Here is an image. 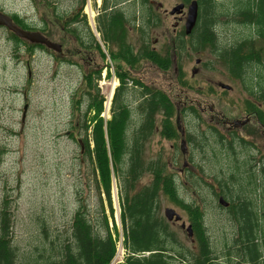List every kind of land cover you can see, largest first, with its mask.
<instances>
[{
	"label": "rangeland",
	"instance_id": "1",
	"mask_svg": "<svg viewBox=\"0 0 264 264\" xmlns=\"http://www.w3.org/2000/svg\"><path fill=\"white\" fill-rule=\"evenodd\" d=\"M80 2L82 0H0V11L10 16H18L27 24L30 31L41 33L51 42L61 45L63 49L62 53L58 54L52 50L36 48L29 55L26 46L20 47L11 41L10 32L0 27V205L8 199L14 220V241L23 250L44 248L46 251L47 242H44L46 240L40 233L42 223L50 229L52 233L50 235L58 232L65 234L82 201L88 206L92 219H95L102 206L96 188L97 174L93 162L87 155L84 144L87 134L82 125L84 110L92 100L90 91L93 92V98L102 101L104 110V102L110 100L113 85L118 86L116 68L120 62L111 61L110 64L111 46L102 40L97 29V16L103 0H85L82 15L86 17L88 29L105 53V58L96 50L97 44L92 41L83 23L69 28H78L79 35L85 42L84 46L91 47L87 50L78 43L75 35L64 30L55 18L54 6L55 14L70 17L78 11ZM149 2L152 11L160 20V25L149 31L147 39L152 48L165 54V49L184 29L187 13L185 10L183 15L170 14L176 6L183 3L182 0ZM233 5V0L219 2L218 9L220 13L225 14L224 11H229L230 14ZM88 8L92 10L93 15ZM121 9L129 15L133 6L128 3L121 6ZM234 20L228 15L221 16L219 25L215 28L221 45L236 44L247 34V31L239 28ZM140 39L138 26L129 25V42L138 46ZM256 47L261 49L264 58V40L257 39ZM172 59L173 63L167 72L148 62L141 65L139 72L128 71L130 70L128 67L126 71L132 78L141 80L144 85L151 89H161L169 96L179 109L177 125L182 131L187 130L198 137L205 134L209 136L212 127L224 135L226 127L215 125V122L242 121L247 100L258 103L256 97L250 98L245 93L243 83L231 75L222 60L209 48L193 52L187 40L186 49L179 51L177 57L172 53ZM106 68L109 70L105 71ZM110 69H113V74L115 73L114 78ZM96 70H101V78L94 79L92 87L85 86L84 75ZM180 72L186 81L183 87L178 81ZM220 84L229 86L231 90L223 94ZM128 89L126 102H129L133 110L132 118L136 123L140 117V112L136 109L140 90L135 89L133 84H128ZM76 102H79L81 108L78 113L75 112ZM26 105L28 109L23 122ZM200 105L205 108L204 114L198 110ZM211 107L215 109V113H211L209 109ZM189 108L196 109L197 115L200 114V121L193 115L184 114ZM105 112L104 110L101 116L107 119ZM252 127L253 125H248L237 130V133L244 137L250 136L252 141L264 144L263 136L259 135L255 139ZM159 132L157 129L146 142L145 161L162 154L169 170L178 176L182 197L188 202H197L203 208L213 245L219 248L223 240L231 242L238 234L237 224L224 209L219 208L218 198L206 188L207 185L203 186L204 189L201 185L193 184L184 165L185 160H191L193 164L202 168L207 184L216 179L222 182L228 179L232 172L233 163L228 152L223 151L211 140L203 152L192 148L185 155L181 145L177 149L174 148L173 143L162 139ZM256 154L257 151L255 157H260L259 153ZM239 159L244 161L242 155ZM149 182L150 176L146 175L137 183L136 190ZM117 187V181L113 177L114 220L119 244H123L118 261L124 262L127 253L124 251ZM102 199L105 202L104 195ZM104 206L108 213L106 202ZM167 208L176 210L188 226L185 212L166 198L162 199L160 213L169 224L170 231L186 248L196 251L192 238L181 227L182 222L167 221L164 215ZM110 222L112 228L111 219Z\"/></svg>",
	"mask_w": 264,
	"mask_h": 264
},
{
	"label": "trees",
	"instance_id": "2",
	"mask_svg": "<svg viewBox=\"0 0 264 264\" xmlns=\"http://www.w3.org/2000/svg\"><path fill=\"white\" fill-rule=\"evenodd\" d=\"M191 1L182 0L185 4ZM196 1L199 15L193 32L186 36L182 30L165 49V54H162L152 48L147 39L149 31L160 25L149 0H103L97 16V29L102 40L111 46L110 60L120 62L116 75L121 87L116 91L110 121L105 124L100 117L102 101L95 97L84 110L82 125L87 134L84 142L87 155L97 174L96 188L102 206L95 219H92L88 206L82 201L65 234L58 232L50 235V229L42 223L40 233L46 240L44 242H47L46 251L44 248L23 250L15 244L14 220L9 201L5 199L0 205V264H111L117 252L119 237L112 201L113 177L118 185L124 246L127 251L123 264H264V167H258L255 148L236 136L229 141L212 127L209 136L205 134L198 137L186 130L184 138L183 131L177 125L179 109L169 96L161 89H151L144 85L126 71L128 67V71L139 72L141 65L148 62L167 72L173 63L172 53L177 57L179 51L186 49L188 40L193 52L209 48L222 60L231 75L244 83L251 79V85L255 84L254 75L260 76V71H264L263 54L256 47L257 39L264 40V0H235L230 14L229 11L220 13L218 9V3L224 0ZM128 3L132 4L133 10L126 15L121 6ZM84 6L85 0H82L78 7L81 11H75L70 17L55 14L54 6L53 14L61 27L74 34L78 43L88 49L84 46L78 28H69L83 23L105 58V53L88 29L86 17L82 15ZM226 15L233 17L234 23L246 30L247 34L236 44L224 46L219 43L215 28L221 16ZM12 19L22 29L31 30L18 16H12ZM129 25L139 28L141 39L138 46L129 42ZM10 35L11 41L18 46L27 47L29 55L36 48L45 49L42 45L29 44L14 33L10 32ZM100 78L101 70H98L94 74L90 72L84 75L83 81L90 88L93 80ZM178 81L181 87L186 85L181 72ZM128 84L140 90L136 106L140 112L139 123L133 121V110L129 102H126ZM76 103L75 112L78 113L81 108L79 102ZM184 114L197 115V111L191 108V111ZM157 129L160 130V137L172 142L176 149L185 140L190 149L196 148L203 152L213 140V143L228 152L233 163L230 177L222 182L215 180L219 191L205 184L218 198V204L220 197L229 203L227 208L220 205L219 208L224 209L238 226L237 236L231 242L223 240L221 249L213 245L209 236L203 208L197 202L191 203L182 197L178 176L169 170L164 156L160 154L155 159L145 161L146 142ZM240 155L244 158L243 162L239 159ZM186 170L193 184L202 186L201 179ZM199 171L204 173L202 168ZM146 175L150 176L149 184L136 190L137 183ZM163 198L187 215L193 229L196 251L186 248L170 231L169 224L160 213Z\"/></svg>",
	"mask_w": 264,
	"mask_h": 264
},
{
	"label": "flooded vegetation",
	"instance_id": "3",
	"mask_svg": "<svg viewBox=\"0 0 264 264\" xmlns=\"http://www.w3.org/2000/svg\"><path fill=\"white\" fill-rule=\"evenodd\" d=\"M227 1H232V0H224V2H227ZM233 1L235 4V0H233ZM183 4H185V3H183ZM190 4H185V8L182 12V15L185 12V10H186V13L188 12V7ZM186 17H187V14H186ZM95 48L97 51H99V49H97V47H95ZM88 49H91V47H88ZM263 65H264V60H263ZM96 71H92L93 74ZM260 72H261L260 76L254 75L255 78L253 79V81L255 84H253V85H251V82H252L251 79H248L247 82H245V83L243 82V80L239 79L243 83L245 93L247 95H249L250 98L256 97L257 101H258V103H254V102L251 103L249 100H247L248 101L247 107L245 108V111H244V115H245L244 120H242V121H240V120L229 121L228 120V121H224V122L218 121V122H215V125H224V127H226V133L223 135V137H225L227 140L230 141L232 137L236 136V137L240 138L246 144L252 145L255 148V152L257 151V154L258 153L260 154V157H257V156L255 157V159L258 161V167H262V165L264 167V152H262V151H264V144L260 143L256 140L252 141V137H250V136L246 135L247 137H244L243 135L237 133V130L244 129L248 125H250V126L253 125L252 128H253V131H255L254 134L256 135L255 139L260 135V136H263V140H264V71L261 70ZM219 86L222 89L223 94L228 92V90H231L229 86H225L222 84H220ZM119 87H121L120 81H119ZM112 89H111L110 93L112 92ZM116 91L113 93L112 107H114V105H115L114 100H115V96H116ZM90 93L92 94V96H90V97L93 98V92L90 91ZM144 98H146V97H144ZM249 105L252 106V109L249 108L250 107ZM209 109H210L211 113H215V109L213 107H211ZM187 110L191 111V108H189ZM198 110L201 114H204V112H205V108L202 105L198 106ZM193 116L197 117V120L200 121V114L199 115H193ZM212 123H214V122L212 121ZM186 134L187 133L185 131H183L184 138L186 137ZM189 146L190 145L188 142H186L185 140L182 141V151L185 155H187L189 150H190ZM184 165H185L186 169H190L189 167L191 165L194 166L193 163H191L188 160H185ZM196 168L198 171L200 170L199 167H196ZM197 177L201 179L202 186H205V184H207L206 176L204 175V173L200 172V175ZM209 184L211 186L215 187L217 191H219V188H218L217 184L215 183V181H211Z\"/></svg>",
	"mask_w": 264,
	"mask_h": 264
},
{
	"label": "water",
	"instance_id": "4",
	"mask_svg": "<svg viewBox=\"0 0 264 264\" xmlns=\"http://www.w3.org/2000/svg\"><path fill=\"white\" fill-rule=\"evenodd\" d=\"M184 8L185 6L183 4L178 5L171 11L170 14L171 15H175L177 13L180 14L184 10ZM198 8L199 7H198L197 1H193L188 7V14H187V19L185 23V35L187 36L193 32L197 24ZM0 27H5L7 30L14 33L21 39L27 40L31 43L44 45L48 49H51L59 53L62 52L61 45L51 42L50 40H48V38H46L44 35H42L39 32H29V31H26L20 28L13 22L12 18L9 15L3 12H0ZM27 108H28L27 106L24 108L23 121L26 116ZM189 168L196 175H200V173L195 169V167L190 166ZM219 205L227 208L229 206V203L225 201L223 197H220ZM164 215L168 222H176V223L182 222L181 224L182 229H184L187 232L190 238L194 236L192 227L186 225V223L182 220V216L176 210L172 208H167L164 212Z\"/></svg>",
	"mask_w": 264,
	"mask_h": 264
},
{
	"label": "built area",
	"instance_id": "5",
	"mask_svg": "<svg viewBox=\"0 0 264 264\" xmlns=\"http://www.w3.org/2000/svg\"><path fill=\"white\" fill-rule=\"evenodd\" d=\"M106 110H109V104L107 105L106 104ZM123 255H124V253H122ZM120 257V254H118L117 256H116V258H115V260H114V262L113 263H121V261H118V258Z\"/></svg>",
	"mask_w": 264,
	"mask_h": 264
},
{
	"label": "bare ground",
	"instance_id": "6",
	"mask_svg": "<svg viewBox=\"0 0 264 264\" xmlns=\"http://www.w3.org/2000/svg\"><path fill=\"white\" fill-rule=\"evenodd\" d=\"M100 1V0H99ZM89 9V8H88ZM89 11L91 12V14L93 15V12L91 9H89ZM93 17V16H92ZM114 87H116V84L113 85Z\"/></svg>",
	"mask_w": 264,
	"mask_h": 264
}]
</instances>
